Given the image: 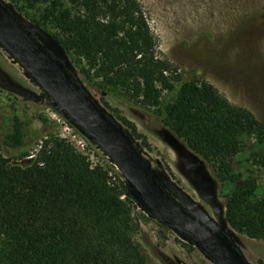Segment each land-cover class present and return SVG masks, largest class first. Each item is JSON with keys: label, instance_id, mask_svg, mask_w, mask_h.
<instances>
[{"label": "trees", "instance_id": "trees-1", "mask_svg": "<svg viewBox=\"0 0 264 264\" xmlns=\"http://www.w3.org/2000/svg\"><path fill=\"white\" fill-rule=\"evenodd\" d=\"M39 2L60 47L97 68L108 84H121L149 106L159 104L163 91L174 95L163 107L165 124L214 167L221 183L236 185L227 198L229 225L264 240V199L253 196L251 180L240 182L233 164L242 136L264 142V123L206 80L176 90L169 76L173 67L156 55L139 0ZM66 123L81 133L91 154L45 135L22 162L0 153V264H147L131 235L137 204L125 179L68 117ZM0 128L4 148L25 147L27 128L19 116L10 122L1 116Z\"/></svg>", "mask_w": 264, "mask_h": 264}, {"label": "rangeland", "instance_id": "rangeland-1", "mask_svg": "<svg viewBox=\"0 0 264 264\" xmlns=\"http://www.w3.org/2000/svg\"><path fill=\"white\" fill-rule=\"evenodd\" d=\"M1 1L52 55L66 63L90 98L129 133L140 152L141 166L180 205L226 233L249 264H264V240L237 232L226 220L227 198L236 185L221 183L214 167L165 124L163 107L174 95L163 91L158 105H144L142 97L136 98L119 83L108 84L97 68L60 47L53 36L55 29L42 17L45 5L39 0ZM139 2L156 40V55L173 67L169 76L176 90L181 85L193 89L198 80H206L232 104L250 110L264 123V0ZM14 114L27 128L26 144L7 149L0 142L3 155L18 162L28 159L42 135L45 140L62 138L76 152L91 154L81 133L68 127L65 113L0 45V117L10 122ZM241 142L234 171L240 182L249 179L255 184L254 197L264 199V142L255 135L242 136ZM131 235L142 247L147 264H213L187 238L138 205L132 210Z\"/></svg>", "mask_w": 264, "mask_h": 264}, {"label": "water", "instance_id": "water-1", "mask_svg": "<svg viewBox=\"0 0 264 264\" xmlns=\"http://www.w3.org/2000/svg\"><path fill=\"white\" fill-rule=\"evenodd\" d=\"M0 45L113 163L142 210L181 233L213 264H249L226 236L180 205L158 178L141 166L140 152L128 132L90 98L72 78L66 63L52 55L1 0Z\"/></svg>", "mask_w": 264, "mask_h": 264}]
</instances>
